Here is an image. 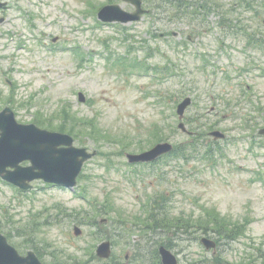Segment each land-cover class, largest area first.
Masks as SVG:
<instances>
[{
	"label": "rangeland",
	"instance_id": "374dc122",
	"mask_svg": "<svg viewBox=\"0 0 264 264\" xmlns=\"http://www.w3.org/2000/svg\"><path fill=\"white\" fill-rule=\"evenodd\" d=\"M6 1L8 9H0V110L11 104L22 122L73 129L76 145L98 150L85 163L74 191L36 180L22 192L0 178V226L12 243L24 253L38 249L48 264H158L155 249L162 243L172 244L180 264L219 258L236 262L254 250L250 245L264 246V136L257 133L264 116L251 122L257 127L252 151L242 130L248 124L208 112L223 108L222 100L213 99L218 93L244 94L239 82L253 87L255 103H264V53L248 50L240 37L225 32L233 24L234 32L264 30V4L254 3L257 12L243 7L247 0H208L213 12L195 20L204 26L193 31L187 23L191 18H169L164 9L153 15L158 4L170 0L146 1L150 13L127 24L98 23L97 12L109 0ZM110 1L133 9L122 0ZM169 28L180 34L170 36ZM144 61L148 67L171 64L172 70L155 76L140 65ZM254 62L249 74L236 75ZM122 63L140 72L130 73ZM227 73L234 78L231 84L222 78ZM188 95L194 100L186 112L188 127L189 119L206 113L203 120L216 122L227 138L213 142L201 133L194 141L202 150L190 162L173 158L156 166H127L125 152H139L140 139L157 135L174 144L190 139L178 129L176 114ZM241 101L246 105L241 112L254 114L255 107ZM201 208L214 209L227 219L220 221L225 225L228 220L252 222L240 239L207 250L202 237L217 235L172 224L176 217L197 218ZM163 217L172 222L170 228L157 227L156 219ZM211 221L206 218L203 227ZM75 226L82 228L80 236ZM107 239L114 246L112 257L95 258L99 243Z\"/></svg>",
	"mask_w": 264,
	"mask_h": 264
},
{
	"label": "water",
	"instance_id": "95a60500",
	"mask_svg": "<svg viewBox=\"0 0 264 264\" xmlns=\"http://www.w3.org/2000/svg\"><path fill=\"white\" fill-rule=\"evenodd\" d=\"M128 1L138 7L136 12L129 13L119 6L112 5L101 10L100 18L104 21L122 22L140 19L144 12L141 8L142 0ZM80 100L85 101L83 93L80 94ZM191 102L192 99L187 97L179 104L178 113L181 118ZM179 127L186 130L183 122ZM261 132L264 133V129ZM0 134V175L23 189H29L31 187L29 182L38 178L49 183L74 187L84 162L97 153L96 151L90 153L86 148L74 146V138L69 134L43 130L34 124H18L13 112L0 114ZM211 134L215 138L225 137V134L218 130ZM172 150L173 145L170 142H161L148 151L140 154L128 153L127 156L131 162L153 161ZM26 160H29L31 165L21 166ZM75 233L77 235L81 233L79 227L75 228ZM203 242L207 248L216 246L215 241L206 237L203 238ZM97 253L102 258H109L112 253L111 242L101 243ZM160 253L163 264H178L177 256L165 246L160 247ZM0 264L43 263L33 251H29L27 256L21 255L0 233Z\"/></svg>",
	"mask_w": 264,
	"mask_h": 264
},
{
	"label": "trees",
	"instance_id": "16d2710c",
	"mask_svg": "<svg viewBox=\"0 0 264 264\" xmlns=\"http://www.w3.org/2000/svg\"><path fill=\"white\" fill-rule=\"evenodd\" d=\"M257 40H260L262 42V40L264 41V39H261L260 37H257ZM66 117H68V114H64ZM201 119V118H200ZM199 119V120H200ZM199 120H195L193 121V123H195L196 121ZM246 119H243L242 121H245ZM40 125H44L45 127L51 128V129H59L65 132H69L72 135H74L76 138L77 133L73 130V129H62V128H55L52 127V124L49 123H43L40 122ZM49 124V125H47ZM215 126V124H212L211 122H206V123H201L198 126V131L197 134L194 136L198 137L201 133H205V135L207 136V130L206 128H213ZM165 137L163 136H153V138L151 137L150 140H147L146 142H143L142 140H140V144H141V150H144L147 146H151L153 144H155L156 142H159L161 140H164ZM201 149L199 148L198 144L196 143V141L194 142H189V143H185V144H177L174 151L166 156H164L163 159H172V158H176V159H183L182 161L185 162H189L191 161L198 152H200ZM210 154V153H209ZM208 158L211 160L212 156L208 155ZM162 159V158H161ZM159 159L156 162H160ZM155 162V163H156ZM153 163V165L155 164ZM156 165V164H155ZM158 202V201H157ZM192 219H186L183 217H176L175 219V223H171L173 224L174 227H176V229L181 230V229H185L186 231L188 230V227L191 226H196L198 229L203 230L205 233H209L210 231H212L213 233H216L219 236V239L222 238H228L230 240L233 239H238L241 235H243L245 233V229H246V225L245 224H236V223H232V227L230 226V221L227 222V225H225V222H220L222 220H227L225 217L220 216V214L217 212L216 214L214 213V209H206L203 208V212L202 214L198 215L197 218L196 217H191ZM206 218H211L212 221L210 223L209 226H205L203 227V225L205 224V219ZM145 223L148 224L147 221H144ZM170 222L167 220H164L163 218L160 219H156V223L157 226L161 227V226H165L167 228H170ZM220 222V223H219ZM190 224V225H189ZM172 228V227H171ZM0 229H2V227L0 226ZM2 231V230H1ZM7 236L9 237V239L12 238V236H10V234H7ZM169 247H172V244H167ZM97 258V256L95 257ZM253 260H256L257 257L254 256L252 258ZM215 263H212V261L210 260H196L195 262L191 263V264H222V262L220 261V258L217 260L215 259ZM245 261H242L241 264H243ZM158 264H161V262L159 261Z\"/></svg>",
	"mask_w": 264,
	"mask_h": 264
}]
</instances>
